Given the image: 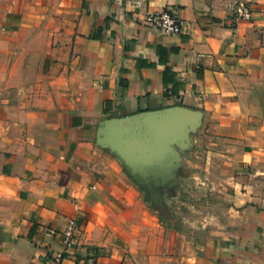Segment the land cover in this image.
I'll use <instances>...</instances> for the list:
<instances>
[{"label": "crops", "instance_id": "crops-1", "mask_svg": "<svg viewBox=\"0 0 264 264\" xmlns=\"http://www.w3.org/2000/svg\"><path fill=\"white\" fill-rule=\"evenodd\" d=\"M166 10L182 34L147 22ZM172 106L202 114L186 154L228 185L201 242L96 142ZM0 264H264V0H0Z\"/></svg>", "mask_w": 264, "mask_h": 264}, {"label": "water", "instance_id": "water-1", "mask_svg": "<svg viewBox=\"0 0 264 264\" xmlns=\"http://www.w3.org/2000/svg\"><path fill=\"white\" fill-rule=\"evenodd\" d=\"M202 114L182 106L111 118L100 125L96 142L126 166L132 175L166 183L181 155H187L190 134Z\"/></svg>", "mask_w": 264, "mask_h": 264}, {"label": "rangeland", "instance_id": "rangeland-1", "mask_svg": "<svg viewBox=\"0 0 264 264\" xmlns=\"http://www.w3.org/2000/svg\"><path fill=\"white\" fill-rule=\"evenodd\" d=\"M195 156H198L196 151H192L178 157L176 168L167 182L158 186L160 200L173 216V229L191 242H201L207 237L209 228L206 226L228 205L224 193L228 185L223 180L214 183L213 174L218 177L222 173L206 166L203 156H200V164L197 163L198 157ZM148 206L154 209L149 203Z\"/></svg>", "mask_w": 264, "mask_h": 264}, {"label": "built area", "instance_id": "built-area-1", "mask_svg": "<svg viewBox=\"0 0 264 264\" xmlns=\"http://www.w3.org/2000/svg\"><path fill=\"white\" fill-rule=\"evenodd\" d=\"M235 16L239 20H251L253 12L248 5L239 4L235 10ZM147 22L160 32L166 35H180L187 27V23L178 17L174 12L166 10L160 13H148L146 15ZM73 242L72 229L65 234L64 243L69 246Z\"/></svg>", "mask_w": 264, "mask_h": 264}, {"label": "trees", "instance_id": "trees-1", "mask_svg": "<svg viewBox=\"0 0 264 264\" xmlns=\"http://www.w3.org/2000/svg\"><path fill=\"white\" fill-rule=\"evenodd\" d=\"M159 50L161 51V48ZM106 151L111 153L109 150H106ZM115 157L117 158V156ZM123 167H124L125 173L129 176V178L141 189L142 192L145 193V201L149 203L155 209L160 222L167 225L170 228H173V225H172L173 216L168 211L166 205L160 200L161 191L158 186L159 182L153 180L152 178L143 179L139 176L132 175L130 171L126 168V166L123 165Z\"/></svg>", "mask_w": 264, "mask_h": 264}]
</instances>
